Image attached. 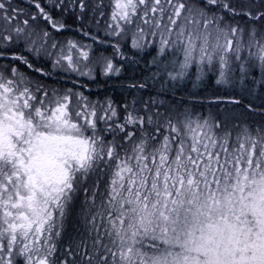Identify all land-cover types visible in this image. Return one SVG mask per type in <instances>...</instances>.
<instances>
[{
	"label": "snow or ice",
	"instance_id": "obj_1",
	"mask_svg": "<svg viewBox=\"0 0 264 264\" xmlns=\"http://www.w3.org/2000/svg\"><path fill=\"white\" fill-rule=\"evenodd\" d=\"M0 264H264V0H0Z\"/></svg>",
	"mask_w": 264,
	"mask_h": 264
},
{
	"label": "bare ground",
	"instance_id": "obj_2",
	"mask_svg": "<svg viewBox=\"0 0 264 264\" xmlns=\"http://www.w3.org/2000/svg\"><path fill=\"white\" fill-rule=\"evenodd\" d=\"M92 92L96 95V98L104 99L105 95H111L115 100H120V93L118 89L110 82L108 85H91Z\"/></svg>",
	"mask_w": 264,
	"mask_h": 264
},
{
	"label": "rangeland",
	"instance_id": "obj_3",
	"mask_svg": "<svg viewBox=\"0 0 264 264\" xmlns=\"http://www.w3.org/2000/svg\"><path fill=\"white\" fill-rule=\"evenodd\" d=\"M66 35H67V34H66ZM107 54H111V52H109V53H107ZM91 99H92V100L100 99V100L102 101L101 98H96V95H95V94H93V95L91 96Z\"/></svg>",
	"mask_w": 264,
	"mask_h": 264
},
{
	"label": "trees",
	"instance_id": "obj_4",
	"mask_svg": "<svg viewBox=\"0 0 264 264\" xmlns=\"http://www.w3.org/2000/svg\"><path fill=\"white\" fill-rule=\"evenodd\" d=\"M21 6H23V5H21ZM111 51H112L111 48H108L107 53H109V52H111Z\"/></svg>",
	"mask_w": 264,
	"mask_h": 264
}]
</instances>
